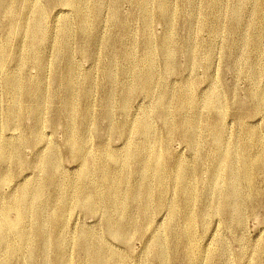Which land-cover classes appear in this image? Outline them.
Wrapping results in <instances>:
<instances>
[{
	"label": "bare ground",
	"instance_id": "obj_1",
	"mask_svg": "<svg viewBox=\"0 0 264 264\" xmlns=\"http://www.w3.org/2000/svg\"><path fill=\"white\" fill-rule=\"evenodd\" d=\"M43 1L46 3L47 9L50 8L52 11L55 8H62L59 7L60 5L73 8L76 5L75 0ZM126 1L134 2V0ZM15 3V0H0V19L1 16L9 17L8 26L13 24L14 11L17 8ZM120 3V0H115L113 3L114 18L118 22L119 27L124 28L128 23V18L126 16L121 17L118 13ZM239 3H242V1ZM35 5L32 3L28 6L31 20L25 23V26L29 27L30 30L28 33L29 47L31 48L30 61L23 62L22 66L25 67L26 64H32L35 70L41 72L46 66V59L41 51V45L44 40H47L49 33L48 29L43 27L45 10ZM133 8L135 9L136 7ZM100 11L102 10L100 9ZM263 12V5L258 3V1L255 2L252 15L259 23L258 36L251 39L249 33H247L246 40L251 42L249 45L255 48L264 58V53H262L264 50L261 47V40L264 37ZM51 13L50 19H54L58 15V13ZM216 13L218 14L217 10ZM175 14L176 12L172 9L168 0H144L142 15L140 16L143 29L140 32L141 41L138 44L135 43L137 36L129 38L130 41L127 42L125 47H122L120 43L121 37L114 38L109 36L104 38L106 46L114 49L111 60H108L104 54L103 64L106 71L109 70L112 64L115 65L119 60L125 58L132 60V69L130 70L131 72L136 70L138 74L135 73L137 74L136 77L131 80V86H134V88L131 87L124 90L119 95L118 104L113 102L112 95H104L100 117L105 122V127L102 133H96L98 136L96 142H92L89 139L90 127L93 124H91V118H89L88 114H80V122L74 121L72 117V121L67 123L66 129L69 135L65 141L64 149L73 153L74 157L71 159L78 163L77 172L74 175H69L62 170V151H60L58 145L57 147L51 146L43 133H41L44 122H46L45 113L49 109H51L49 125L53 127L61 125L62 113L66 111H63V108L60 107L63 104L58 101L47 102L44 90L40 85L42 82L39 84L37 80L32 78L22 81L19 75L3 76V84L9 94L8 108H6L7 111L4 114V121L5 127L12 130V132L5 137L0 132V164L3 166L0 168V187L14 181L15 173L7 168L8 165L11 164L13 168L21 170L26 165H31L32 171L37 170V173H43L52 192L57 190L60 193L58 192L59 194L56 197L46 194L38 180L25 181V177H23L22 180L25 183L20 186L19 198L10 200V203L0 206V264H70V258L66 254V250H69L72 246L78 252L79 264H127L128 260L124 256L126 251L120 248L117 242L121 241L126 246L134 235L142 234L143 232L150 234L145 244H150L151 254L145 261L152 264H168L169 256L164 248L165 235L168 234L175 238L178 236V230L183 232L184 239L177 242L174 247H182L187 264H203L202 259L204 257L209 258V260H216L225 254L224 245L222 244H218L209 253L195 241L197 222L209 221L214 216L220 218V225L223 227H227L230 223L240 222L244 211L249 206H252L253 197L258 194V190L254 186V177L264 176V147L262 140L253 129L245 132L247 136L243 141L236 140L227 134L226 112L224 111L226 103H223V96L217 86L212 88V91L209 92L210 94L205 97L202 103L203 109L209 116L208 118L199 114L197 110L199 103L196 101L189 86H181L178 91L176 88V92L173 93L168 88L161 87L154 94V91L159 87L155 72L157 63L154 59L158 50L163 52L164 61L170 71L176 70V62L172 57L173 54L170 53V48L174 43L172 31L174 32ZM89 21L91 20L89 19ZM98 21L101 22V20ZM152 22H158L164 26L162 38L157 39L151 33ZM74 23L77 26V23ZM80 23L84 27L86 20L80 17ZM222 26H224L223 23ZM64 27L57 36L61 38L69 37V27L66 25ZM76 38L78 39L77 36ZM135 44L140 47L139 53H135ZM199 50H184L186 64L189 68L195 66ZM57 52L58 56H65V58L69 56L66 49H59L58 47ZM5 56V49L0 46V67L3 65ZM223 57L225 61L232 62L229 49H225ZM211 60L210 51L207 50L204 56L205 64H209ZM262 68L264 69V64ZM68 73V76H70V72ZM70 79L73 78L71 77ZM70 79H66L67 82L65 81L67 88L69 86L71 88L73 85V82L69 84L71 83ZM109 79L110 76L107 74L105 83ZM96 83L98 82L96 81ZM48 86H51V84ZM133 89L145 92L149 98V103L144 108L143 114L146 118L139 122L127 120L123 123L114 122L113 119L116 114H122L123 117L127 113ZM88 92L85 91L82 96H77L73 95L72 90L69 101H67L68 107L72 108L71 104L81 97H88ZM248 97L254 102V108L251 109V113L259 114L264 112V89L250 91ZM170 104H173L176 116L174 115L172 119L168 120L165 115V109ZM228 104L231 105V100ZM64 105H66V102ZM232 105L239 109L235 102ZM77 108L76 111H78ZM76 115L78 117V112ZM152 115L162 121V129L160 131H157L156 128L148 123L147 117ZM1 122L3 121L1 120ZM182 130L187 132V134L181 133ZM178 132L179 138L188 146L191 152L198 153L194 160V165L191 167L187 165L188 162L186 160L179 161L175 166L166 162V152L161 146V141L164 138L163 143L166 146L170 142L172 134ZM128 134L140 136L142 140L137 143L134 140L131 141L127 137ZM108 135L121 136L124 140L123 146L114 150L109 149L106 141H104ZM37 144L43 145V147L36 150L30 161L24 159L20 147L36 146ZM202 146L214 147L215 150L222 151L223 155H219L218 158L209 154L203 155L201 153ZM72 155L70 154L71 157ZM209 163L214 165V171L211 174L217 184H215L213 190L206 188L197 189L200 175L207 170ZM241 190H246L248 199H242ZM196 192L197 196H195ZM174 195L177 198H173ZM199 198L205 201V205H201V202L196 204ZM179 199L182 200V203H180L181 200ZM72 210H79L91 217L98 218V225L93 228L82 225L78 231L69 236L64 230L65 219ZM162 211L167 213V221L165 226L159 227L152 220L154 215L157 216ZM44 212L50 213L47 218H45ZM30 220L34 222L33 232L29 231L26 226ZM207 229L208 226L206 225L203 231ZM252 257L251 264H264V248L255 250Z\"/></svg>",
	"mask_w": 264,
	"mask_h": 264
},
{
	"label": "rangeland",
	"instance_id": "obj_2",
	"mask_svg": "<svg viewBox=\"0 0 264 264\" xmlns=\"http://www.w3.org/2000/svg\"><path fill=\"white\" fill-rule=\"evenodd\" d=\"M75 1L76 5L74 8L60 5L59 7L62 8H55L52 11L50 8L47 9V5L43 0H15L17 8L14 11L13 24L8 26V22L10 21H8V19H10L9 17L1 16L0 19V46L5 49L7 56V58H5L6 56L4 57L3 65L0 67V132L4 137L8 136L12 132V130H9V128L7 129L5 127L4 121V114L7 111L6 108H8L9 95L3 84L4 77L19 75V78L22 81H25L28 78H32L34 80H37L39 84L42 82L40 85L44 90V94L46 95V98L48 100L47 102L58 101L60 104H63L60 105V107L63 108V111L66 110L62 113L61 116L62 126L58 125L55 127L49 125L48 121L50 119L51 109H49V111L47 110L45 113L46 122H44L46 125L44 124V127L41 129V133H43L51 146L57 147L58 145V148L60 149V151H62V170L69 175H74L77 172L78 163L74 162L71 159L74 157V154L64 149L65 141L69 135V132L66 129L67 123L72 121V117L74 121L80 122V114H88L89 118H91L90 122L91 124H93L90 127L91 131H89V139L92 142H96L98 139L96 133H102L105 127V122L102 121L100 117L104 95H112L113 102H115V104H118L119 95L123 93L127 88H134V86H131V80L136 77L138 71L134 70L133 72H131V59L123 58L119 60L115 65L112 64L108 71H106V68H104V56L106 55L107 59L111 60L112 53L114 52V49L112 47L106 46V44L104 43V38L109 36L114 38L121 37L122 40H120V43L122 47H125L127 42L130 41L129 38L137 36L135 43L138 44L141 41L140 32L143 29V23L140 16L142 15V6L144 3V0H134V2L120 0L121 3L118 13L121 15V17L126 16L128 18L127 25L124 28H120L118 22L114 18L115 11L113 3L115 0ZM240 1H242V3H239ZM257 1L264 7V0H215V2L214 0H168L170 6L176 12L175 25L173 27L174 32L172 31L174 43L170 48V53L173 54L172 57L176 62V70L170 71L167 63L164 61L163 52H161V50H158V52L156 53L157 55L155 54L154 56V59L157 63L155 72L159 87L154 91V94H156L161 87L168 88L173 93L176 92V90L178 91L181 86H189V89H191L196 101L199 103L197 108L199 114L208 118L209 116L203 109L202 103L205 97L210 94L209 92L212 91V88L214 86H217L221 95L223 96V103H226V105L224 106V111L226 112L225 122L227 126V134L235 138L236 140L243 141L247 136L245 132L249 129H253L256 132V135L262 140V145L264 147V112H260L259 114L251 113V109L254 108V102L251 101L248 97V93L250 91L264 89V69L262 68L264 64V58L257 52L255 48L249 45V43L251 42H247L246 40L247 33H249L251 39L258 36L259 23L258 20L252 15L254 3ZM32 3L34 5L36 4V7H40L45 10L43 27H45V29H48L49 33L47 40H44L41 45V51L46 59V66L41 72L35 70L32 64H26L25 67L22 66L23 62H27L30 59L29 56L31 48L29 47L30 42L28 34L30 30L29 27L25 26V23H28L31 20V13L28 10V6ZM208 3L210 6H206V4ZM184 4H186L187 6ZM133 7L136 8L134 9ZM72 8L76 9L73 10ZM100 9L102 11H100ZM216 10L218 11V14L216 13ZM51 12L58 13V15L54 19H50L52 14ZM232 14H234V16H232ZM27 16L30 18H28ZM80 17H83L86 20L84 27L80 23ZM234 17L236 18V21ZM89 19L91 21H89ZM217 19L219 20V23ZM92 20L94 23L92 22ZM98 20H101V22ZM21 21L23 25L21 24ZM74 22L77 23V26ZM222 23L224 26H222ZM65 25L69 27L70 34L67 38H61L57 35H59V32L65 28ZM89 28L91 31L89 30ZM150 30L157 39L162 38L164 34V26L158 22H152ZM6 31L8 32V34ZM24 31H27L25 32L26 34L24 33ZM76 36L78 37V39L76 38ZM63 39L64 42L62 43ZM263 39L261 40L262 50H264ZM136 44L135 53H139L138 50L140 47ZM58 47L59 49H66L69 56H67L66 58L65 56H58ZM189 49H200L199 53L197 54L195 66L193 68H189L186 64L187 61L184 50ZM225 49H229L230 55L232 57L231 61L233 63L225 61L223 57ZM207 50L210 51V56L212 57V60L209 64H205L204 61V56ZM262 53H264V51ZM67 60L69 61V63ZM53 61H55V63H53ZM21 66L22 68H20ZM52 67L55 69H53ZM68 72H70V76H68ZM107 74L110 76V79L107 83H105V76ZM83 75L85 76L83 77ZM66 76L68 77L66 78ZM71 77L73 79H70ZM86 77H88V80L86 79ZM65 78L67 80H71V83L69 84H72L73 82V89H71L72 87L70 88V86L69 88L66 87L67 80ZM96 81L98 83H96ZM50 84L51 86H48ZM72 90L73 95L75 94L77 96H82L85 91H89V96L86 98L81 97L75 103L71 104L72 108L70 106L68 107L67 101H69V97L71 95L70 93H72ZM230 100L231 105L228 104ZM65 102L67 107L66 105H64ZM234 102L239 106V109L238 107L232 105V103ZM148 103L149 98L147 97L145 92L143 93L139 89H133L129 99L127 113L124 114L123 117L122 114H116L113 121L123 123L126 120L130 122H139L140 120H144L146 118L145 115L143 116L144 108L148 105ZM76 108L78 111H76ZM77 112L78 117L76 115ZM67 113L70 117L67 115ZM165 115L168 120L172 119L174 115L176 116L173 104H170L165 109ZM1 120L3 122H1ZM147 120L149 124L157 129V131H160L162 129V121L159 118L152 115L147 117ZM95 125H97V127H95ZM181 133L187 134V132H185L184 130H182ZM179 136V132L172 134V136L170 137V142L166 146L163 143L164 138L161 141V146L166 152V162L171 163L173 166H175L177 163H179V161L186 160L188 162L187 165L191 167L194 165V160L198 153H192L188 146L181 141ZM127 137L129 138V140H134L136 143L142 140L140 136L137 137V135L135 134H128ZM104 141H106L108 148L113 150L122 147L124 142L121 136L118 135H108L105 137ZM42 147L43 145L40 144H37L36 146H22L20 147V151L24 159L30 161L33 158L36 150ZM201 149V153L203 155L209 154L212 156H216L217 158L219 157V155H223L222 151H218L217 149L215 150L214 147L202 146ZM70 154H73L72 157L70 156ZM2 167L3 166H1L0 168ZM7 168L10 169L11 172L15 173V178H13L14 181L10 182V184L8 183V185L0 187V206L10 203V200L18 199L20 195V186L21 184L25 183V181L38 180V182L42 184L45 193L51 194L53 195V197H56L60 193L59 191L58 193L57 190H54L55 193L54 191L52 192L43 173H37V170L32 171L31 165H26L22 170L19 168H13V165L11 164L8 165ZM208 168L201 173L199 183L197 184V189L206 188L208 190H213L215 184H217V181H215V178L211 174V172L214 171V165L212 163H209ZM23 177H25V181L22 180ZM253 181L254 186L258 190V194L257 196L253 197L254 200L252 206H249L244 211L239 223H230V225H228L227 227H223L220 225V218L214 215H211L214 217L209 219V221L206 220V222H197L195 241L198 244L202 245L206 252L209 253L213 251V249L216 248L218 244H222L224 245V253L226 254H223L221 258L216 260H209V258L204 257L202 259L203 264H251L253 260V252L259 248H264V176H255ZM16 188L19 189L17 190ZM196 194L197 192L195 193V196H197ZM240 195L242 199H248L246 190H241ZM173 198L177 197L174 195ZM200 202L201 205H205V201H202L200 198L198 202L196 201V204ZM180 203H182V200L180 201ZM72 211H74V213H72ZM72 211L65 219L64 230L68 233L69 236L70 234L78 231L80 226L82 225L93 228L99 223L97 220L98 218L96 217H91L79 210ZM48 214L50 213L44 212L45 218H47ZM72 215L74 216L72 217ZM152 221H154L156 226H165L167 221V213L165 211L159 212L157 216L154 215ZM206 225L208 226V229L203 231ZM26 226L29 231H34L33 220H30V222H28ZM149 237V233L143 232L142 234L134 235L129 240L126 246L121 241L117 242L120 248L126 251V253H122H124V256H126L128 260L127 264H152L145 261L151 254L150 244H145L146 239H148ZM183 239L184 235L180 230H178V236H176L175 238L169 236L168 234L165 235L164 248L169 256L168 264H187L185 256L183 255L182 247H174L177 242L182 241ZM66 254L70 258V264H79V255L76 248H74L73 246L70 247L69 250H66Z\"/></svg>",
	"mask_w": 264,
	"mask_h": 264
}]
</instances>
